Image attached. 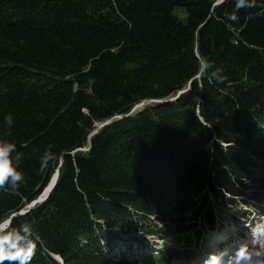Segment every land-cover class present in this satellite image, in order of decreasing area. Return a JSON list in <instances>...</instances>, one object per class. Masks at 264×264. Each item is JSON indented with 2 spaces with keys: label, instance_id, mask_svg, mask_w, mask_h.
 <instances>
[{
  "label": "trees",
  "instance_id": "obj_1",
  "mask_svg": "<svg viewBox=\"0 0 264 264\" xmlns=\"http://www.w3.org/2000/svg\"><path fill=\"white\" fill-rule=\"evenodd\" d=\"M235 3L0 0V140L24 177L0 189V220L39 234L30 264H151L131 233L164 236L189 210L209 228L218 207L248 218L236 201L264 190V0L231 21Z\"/></svg>",
  "mask_w": 264,
  "mask_h": 264
},
{
  "label": "rangeland",
  "instance_id": "obj_2",
  "mask_svg": "<svg viewBox=\"0 0 264 264\" xmlns=\"http://www.w3.org/2000/svg\"><path fill=\"white\" fill-rule=\"evenodd\" d=\"M174 14L181 20L186 19L185 13L181 9L174 11ZM155 102L154 100H145L137 104L131 113L143 109ZM101 125H98L100 128ZM260 195H255L244 203L236 201L240 211L245 213L248 218H239L235 215L234 208L225 207L215 211V221L213 228L200 225L199 219H192V210L185 211L178 215L183 224L178 222L175 227H180V231H174L164 236L146 237L141 233H131L130 241L134 258L149 260L151 264H203L204 259L209 253L229 249L243 239H247L251 227L257 223L261 217H264V190L257 188ZM257 196H260L258 199ZM248 199V198H247ZM34 202V201H33ZM30 204L33 207L35 204ZM39 203V202H38ZM37 204V203H36ZM238 210V209H237ZM25 211V210H24ZM190 218V219H189ZM196 227V228H193ZM145 245H148L145 249ZM127 252V251H126ZM145 252V253H143ZM128 254V253H124ZM143 264V262H139Z\"/></svg>",
  "mask_w": 264,
  "mask_h": 264
},
{
  "label": "clouds",
  "instance_id": "obj_3",
  "mask_svg": "<svg viewBox=\"0 0 264 264\" xmlns=\"http://www.w3.org/2000/svg\"><path fill=\"white\" fill-rule=\"evenodd\" d=\"M256 6V0H236L235 8L228 15V19L236 21L237 13L241 8H251ZM214 64L201 56L200 76L204 72L212 69ZM226 77H207L211 83L213 80L222 82ZM5 124L8 128L13 125V117L9 113L5 117ZM10 135V133H7ZM51 147L45 149L40 158V169L44 170L58 161L56 153L51 151ZM23 156V152L17 149L14 143L7 139L0 140V189L6 185L16 188L24 179L17 165ZM40 243L39 234L34 231L31 223H24L19 229L12 227L9 219L0 220V264H30ZM203 264H264V217L255 223L247 239L240 240L234 248L224 249L218 252L209 253Z\"/></svg>",
  "mask_w": 264,
  "mask_h": 264
},
{
  "label": "water",
  "instance_id": "obj_4",
  "mask_svg": "<svg viewBox=\"0 0 264 264\" xmlns=\"http://www.w3.org/2000/svg\"><path fill=\"white\" fill-rule=\"evenodd\" d=\"M102 126V124H100ZM57 178H58V171H55V173L52 175L49 183L47 184V186L45 187V189L43 190L42 194L37 198V200H35L33 202V204H36V203H41L43 202L48 194L51 192V190L54 188L55 184H56V181H57ZM31 205H29L28 207H30ZM25 211H21L20 214H23Z\"/></svg>",
  "mask_w": 264,
  "mask_h": 264
}]
</instances>
